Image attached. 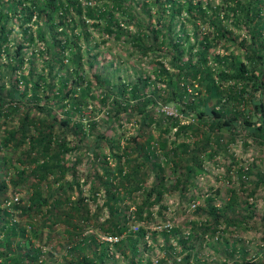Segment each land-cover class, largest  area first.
Segmentation results:
<instances>
[{
	"label": "trees",
	"instance_id": "16d2710c",
	"mask_svg": "<svg viewBox=\"0 0 264 264\" xmlns=\"http://www.w3.org/2000/svg\"><path fill=\"white\" fill-rule=\"evenodd\" d=\"M125 1L111 0L108 5L111 9L119 8ZM154 1V4L162 3L161 0ZM166 2L168 5L161 9L169 14L167 19L162 17L163 21L166 20L165 25H162L166 32H160V37L157 38V31L153 30L151 38L156 45L162 44L165 50L170 47L175 54L172 63L177 73L173 74L175 78L170 79L169 85L178 93V99H182L183 106L177 109L178 112L184 116H192L196 123L180 124V120L171 115H163L162 121L154 120L152 114L145 113L152 100L142 96L135 84L128 89L124 86L119 89V95L128 91L129 97L136 100L131 105L127 102L128 97L124 99L123 105L114 100L118 107L114 114H117L118 118L124 112L130 111L132 116L141 117V123L132 135L119 142L113 138L116 129L112 125H101L100 131H96L92 122H89L85 129L80 119L71 120L66 115L57 118V114H51L52 105H61L67 101L66 104L73 112H79L82 105L86 106L88 101L95 99L89 94L87 79L80 71L78 42L66 37L54 39L52 28L66 27L67 20H73L72 26L76 27L77 24L83 23L81 15L84 13L89 19H102L103 30L107 34L117 35L120 25L112 19L111 12L94 5L83 7L79 0H0V59L4 60L5 68L15 74L24 63L21 56L22 44H16L12 53L9 52L8 23L11 17L15 18L17 14L24 24L34 16L35 19L48 24L45 30L48 28L47 35L51 39V42L45 40L44 28L37 27V35L40 40L45 41L44 50L49 54L47 74H38L34 79L31 69L27 70V75L18 72L17 77H10L9 80V100L0 96V174L13 167V177L8 180L10 187H13L16 193L24 188L26 193L25 205L18 199L10 206L16 209L18 218L24 220L23 224L10 221L11 213L0 207V264H36L40 249L30 242L29 236L37 235V231L44 227L46 222H49L50 230L55 223L61 222L68 232H73L77 228V222L88 220L85 196L79 195L76 200L70 201L69 196L64 194L65 190L61 189V180L67 170L72 172L74 181L66 184L65 188L71 191L73 187L78 186L72 166L65 165V155L79 149L87 133L92 134L95 131L96 141L102 142H96L99 146L97 148L87 147L84 155L87 156L89 170L86 175L83 174L82 180L85 183L99 181L106 209L104 223H107L106 229L110 235L116 238L126 229L129 222L125 200L132 199L131 194L134 191L141 188L143 194L134 205L131 219L146 221L151 219L152 205L159 203L165 191L177 189L179 195L183 196L193 176L202 170L203 163H214L219 154H227L228 144L235 140L236 135L246 132L257 143H264V0H229L225 5L226 10L220 6L203 4L200 0ZM217 10H221L219 16ZM75 13L77 20L70 18ZM228 18L234 24L231 29H243V37L238 39L233 35V30L222 24L223 19ZM173 22L178 23L181 29V33L175 35L174 39L169 37ZM185 22L192 25L190 35H196L198 32V23L211 24L212 35L206 31L190 42L189 34L183 31ZM131 39L133 46L141 48L143 53L148 51L139 36H131ZM223 40L233 41L235 46L243 51L244 61L232 52L216 53L210 57L211 64L208 60L209 50ZM28 41H32L31 34ZM50 48L53 49L52 55ZM67 49L72 54L70 60L75 67L72 84L67 87L69 77H59L53 87L52 83L46 82V76L52 71L51 64L55 63L52 60H56L60 67L64 66L61 56ZM158 72L166 74L163 66ZM93 77L98 86L104 85L105 82L97 75ZM193 81H196V85L199 84V88H193L195 96L189 99L190 97L186 96V85ZM106 94L104 96H107ZM4 101L8 102L6 109L2 108ZM39 101H42V104H39ZM25 102L42 112L41 116L30 114L27 110L30 106H25ZM20 107H24L25 112L20 113ZM66 113L67 110L64 111V114ZM14 119L17 121L16 126L11 128L10 124ZM108 120H111V116H107V120L103 122ZM69 125L76 137L74 145H69L63 134L58 133L56 136L55 127L63 132ZM199 134L201 136L198 137ZM19 147L20 150L16 152ZM16 158L23 165L20 169L13 163ZM97 161L99 173L93 168ZM26 167H30L28 172ZM165 167L169 168L167 173ZM245 173L248 174V171ZM167 174L172 175L168 183L169 188L166 186L167 182L165 183ZM148 178L151 179L150 185L145 184ZM238 178L239 189L247 191L249 195L253 194L258 182L262 180L257 174L256 181L252 182L249 188L251 180L241 179L240 174ZM54 182L57 184V190L50 188ZM7 188L5 181L0 180V200ZM205 209L214 222L225 219L209 199ZM36 216H40L38 220H32ZM262 220L264 227V215ZM144 233L142 226H137L135 236L128 234L118 243L124 241L125 246L134 254L137 250V240L143 237ZM86 236L87 238L74 242L68 235L69 242L73 241L70 250L76 253L83 251L80 262L84 264H95L97 260L100 264H105L106 252H93L92 249L97 246L96 240L91 234ZM187 241V238H178L182 247ZM130 264H134L132 259Z\"/></svg>",
	"mask_w": 264,
	"mask_h": 264
},
{
	"label": "rangeland",
	"instance_id": "374dc122",
	"mask_svg": "<svg viewBox=\"0 0 264 264\" xmlns=\"http://www.w3.org/2000/svg\"><path fill=\"white\" fill-rule=\"evenodd\" d=\"M79 1L83 7L94 5L111 12L112 19L120 25V32L117 35L107 34L103 30L104 22L102 19H89L84 13L81 15L83 23L77 24L76 27L72 26L73 20L71 22L67 20L66 27L62 29L60 27L52 28L55 33L54 39L66 37L78 42L81 56L80 71L84 73L87 79L89 94L93 95L95 99L88 101L86 106L82 105L79 112H73L72 108L70 109L66 104L67 101L61 105H52L51 114H57V118L66 115L71 120L80 119L85 129L87 124L92 122L96 131H100L101 125H112L116 129L113 138L122 142L135 132L141 123V117H134L130 111H127L117 118L114 111L118 107L114 100L123 105L124 99L128 97V104H133L136 99L129 97L128 91L124 92L123 95H119L118 91L124 86L128 89L135 84L142 96L152 100L145 109V113L152 114L154 120L161 119L162 121L163 115H171L178 118L180 124H195L196 121L192 116H184L178 112L177 109L183 106L182 99H178V93L173 91L169 85L170 79L175 78L173 74L177 73V69L172 63L175 54L170 47V49L165 50L162 44L156 45L157 43L155 44L151 38L153 30L157 31L155 32L157 38L160 37V32H166L162 28V25L166 23L163 18L167 19L169 14L166 11H161L168 5L166 0H161L162 3L159 4L157 2L154 4V0H126L119 8L113 9L108 5L111 0ZM200 1L203 4L220 6L226 10L225 5L229 0ZM145 3L146 5H144ZM221 10L216 11L218 16ZM158 16L161 17L158 18ZM182 16L184 17V15ZM72 17L77 20L76 13L75 15L72 14L70 18ZM157 18L159 22H157ZM175 20L177 19L175 18ZM223 20L224 26H228L229 29L234 28L230 18ZM198 24L199 28H197L196 35H190L192 25L188 22L184 23L183 31L189 34L190 42L206 31L210 36L212 35L213 26L211 24ZM47 25L35 19L34 16L24 24L17 14L15 18L11 17L10 23H8L9 52L12 53L16 44H22L21 56L24 58V63L21 69L13 74L10 69L5 68L4 60L0 59V96H3L4 99L9 100L11 97L9 80L10 77H17L18 72L27 75V70L31 69L33 77L38 74H47V63L50 62L48 60L49 54L44 50L45 41L40 40L39 35H37V27L44 28L45 40L51 42L47 35L48 28L45 30ZM180 30L178 23L173 22L169 37L174 39L175 35L181 33ZM231 30L238 39L243 37V29ZM30 34L31 42L28 41ZM131 36H139L148 47V51L143 53L141 48L133 46ZM229 52L236 54L244 61L243 51L236 47L233 41L229 40H223L216 47H212L209 50L208 60L210 61L213 54H228ZM52 54L53 49L50 50V55ZM62 55L61 59L64 66L60 67L56 60H52L55 62L51 64L53 65L52 71L46 76V82L52 83L53 87L59 77H69L70 81L68 80L66 84L69 87L72 84L71 79L75 75V67L70 60L72 54L67 49ZM162 66L165 68L166 74L158 72ZM93 75H97L105 82L102 87L98 86ZM195 83L196 81H193L190 85L189 83L186 85V96L190 97L189 99L195 96L193 88H199V84L196 85ZM105 94L107 96H104ZM262 97L264 100V95ZM102 98L103 102H101ZM39 102L42 104V101ZM7 104L8 102L4 101L2 108L6 109ZM24 105L30 106L27 110L33 116H41L42 112L40 113L30 103L25 102ZM48 105L50 106V103ZM66 110L67 113L64 114ZM19 112H25L24 107H20ZM107 116H111V120L104 123L103 121L107 120ZM16 122L14 119L10 127L14 128ZM69 126L66 130L62 128L63 132L55 127L56 136L58 133L63 134L69 145H74L76 137L71 131V125ZM202 129L206 130L205 127ZM95 135V131L92 134L87 133L80 148L65 155V165L72 166L78 186L73 187L71 191L65 188L66 184L74 181L70 170L66 171L64 179L61 180L63 186L61 189L65 190L64 194L69 196L70 201L76 200L79 195L85 196L89 214L88 220L83 219L77 222V228L73 232H68L61 222L55 223L50 230L49 222H46V225L37 231V235L32 236L31 234L29 236L30 242L40 249L36 264H84L80 262L83 251L76 253L70 250L73 241L69 242L68 235L73 238L74 242H78L87 238L86 235L88 234L94 236L97 244L94 249H90L93 252H106L105 264H130L131 259L134 264H246V262L264 264V227L262 224V216L264 215V143H257L246 132L236 135L235 140L228 144L227 154H219L214 163L208 161L203 163L202 170L193 176L183 196L179 195L177 189L171 188L165 191L159 203L152 205L150 209L152 212L151 219L146 221L131 219L134 205L139 202L143 194L141 188L134 191L131 194L132 199L125 200L128 205L129 222L126 224V229L116 238L110 235L106 229L107 223H104L106 209L103 205V193L102 187L98 184L99 181L94 180L85 183L82 180L83 174L89 170L87 156L84 155L87 147H99L96 145L97 138ZM199 136L201 135L199 134ZM186 141L191 140L186 139ZM19 150L20 147L16 152ZM104 151L106 152V149ZM13 163L19 169L23 166L17 158ZM97 164L98 161L93 168L99 173ZM168 169L165 167L166 173ZM6 170L0 174V180L5 181L8 186L4 196L1 197L0 207L6 208L11 213L10 221L23 224L24 220L18 218L16 209L10 206L16 203L18 199L21 200V204L25 205L26 193H24V188L19 189L21 190L19 193L14 192L8 181L13 177L14 169L11 167V169ZM25 170L28 172L30 167H26ZM245 171H248V174ZM238 174L245 181L251 180L249 188H251V183L256 181L257 174L260 175L262 180L257 181L258 186L252 195L239 189ZM171 177L172 175L167 174L165 181V183L167 182L166 186L168 185L167 188L170 187L168 183ZM150 183L151 179L148 178L145 184L150 185ZM50 188L57 190L56 182ZM44 193L46 194V191ZM207 199L224 215V220L214 222L205 209ZM68 204L67 202L66 205ZM160 206L162 207L160 208ZM39 217H33L32 220L36 221ZM137 226H142L145 233L143 237L138 238L137 250L133 254L125 246L124 241L121 244L118 242L128 234L135 236ZM172 229H174L173 232ZM179 237L188 240L183 247L178 242ZM95 264L100 263L97 260Z\"/></svg>",
	"mask_w": 264,
	"mask_h": 264
},
{
	"label": "built area",
	"instance_id": "2783aa9c",
	"mask_svg": "<svg viewBox=\"0 0 264 264\" xmlns=\"http://www.w3.org/2000/svg\"><path fill=\"white\" fill-rule=\"evenodd\" d=\"M115 239V238H114Z\"/></svg>",
	"mask_w": 264,
	"mask_h": 264
}]
</instances>
